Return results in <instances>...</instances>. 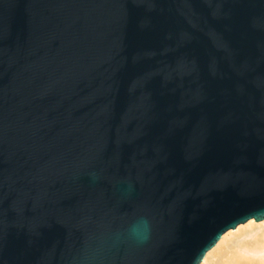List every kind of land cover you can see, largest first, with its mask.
Returning a JSON list of instances; mask_svg holds the SVG:
<instances>
[{
	"label": "water",
	"instance_id": "95a60500",
	"mask_svg": "<svg viewBox=\"0 0 264 264\" xmlns=\"http://www.w3.org/2000/svg\"><path fill=\"white\" fill-rule=\"evenodd\" d=\"M250 221L264 0H0V264H202Z\"/></svg>",
	"mask_w": 264,
	"mask_h": 264
},
{
	"label": "bare ground",
	"instance_id": "6f19581e",
	"mask_svg": "<svg viewBox=\"0 0 264 264\" xmlns=\"http://www.w3.org/2000/svg\"><path fill=\"white\" fill-rule=\"evenodd\" d=\"M210 256H225V264H264V221H250L227 232L202 264L208 263Z\"/></svg>",
	"mask_w": 264,
	"mask_h": 264
},
{
	"label": "clouds",
	"instance_id": "9594fccd",
	"mask_svg": "<svg viewBox=\"0 0 264 264\" xmlns=\"http://www.w3.org/2000/svg\"><path fill=\"white\" fill-rule=\"evenodd\" d=\"M129 235L139 243L147 241L150 234V224L147 219L140 218L129 227Z\"/></svg>",
	"mask_w": 264,
	"mask_h": 264
},
{
	"label": "rangeland",
	"instance_id": "374dc122",
	"mask_svg": "<svg viewBox=\"0 0 264 264\" xmlns=\"http://www.w3.org/2000/svg\"><path fill=\"white\" fill-rule=\"evenodd\" d=\"M227 256V255H226ZM224 258H213V257H209V262L208 263H206V264H225L224 262L226 261V257L225 256H223ZM210 258H212V259H210Z\"/></svg>",
	"mask_w": 264,
	"mask_h": 264
}]
</instances>
